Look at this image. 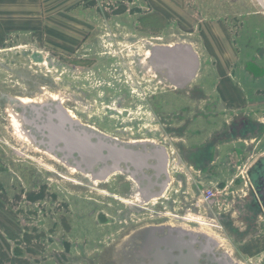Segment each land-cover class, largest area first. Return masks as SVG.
Here are the masks:
<instances>
[{"label":"rangeland","instance_id":"obj_1","mask_svg":"<svg viewBox=\"0 0 264 264\" xmlns=\"http://www.w3.org/2000/svg\"><path fill=\"white\" fill-rule=\"evenodd\" d=\"M74 16L0 40V264H264V215L241 222L231 197L264 154V1ZM241 113L256 136L230 130ZM101 142L119 149L106 169L88 158Z\"/></svg>","mask_w":264,"mask_h":264},{"label":"crops","instance_id":"obj_2","mask_svg":"<svg viewBox=\"0 0 264 264\" xmlns=\"http://www.w3.org/2000/svg\"><path fill=\"white\" fill-rule=\"evenodd\" d=\"M83 3L84 0H0V40L19 32L30 33L46 19L75 18Z\"/></svg>","mask_w":264,"mask_h":264},{"label":"flooded vegetation","instance_id":"obj_3","mask_svg":"<svg viewBox=\"0 0 264 264\" xmlns=\"http://www.w3.org/2000/svg\"><path fill=\"white\" fill-rule=\"evenodd\" d=\"M157 62L159 63L160 60ZM260 119L264 122V115ZM248 121L247 115L241 113L230 125V130L237 137L252 138V136H256V128H252L250 132L245 133ZM246 177L245 186L240 191L238 189L231 191V197L237 198L232 207V209L234 208L233 213L241 222L243 217L251 218L254 213L260 217L264 215V154H261L249 165L246 170ZM225 194L229 195V192ZM228 211H230V208Z\"/></svg>","mask_w":264,"mask_h":264},{"label":"water","instance_id":"obj_4","mask_svg":"<svg viewBox=\"0 0 264 264\" xmlns=\"http://www.w3.org/2000/svg\"><path fill=\"white\" fill-rule=\"evenodd\" d=\"M193 60H196V58L193 57ZM195 69H196V65L193 62V65L191 66V68L189 70V73H188V76L185 78V80H190V78L192 77V74L194 73ZM31 111H32L33 117L35 119H38L40 117L41 112H40V109L39 108H36V107L31 106ZM54 118L57 119V122L59 123V128L61 129V132L62 133H64V134H70V135L72 133H74V130L72 129L73 125L70 123V121L66 117H64L63 113L60 110H57L54 114H52L50 116V118H49L50 120H49L48 123H50V121H52ZM35 119H34V121H35ZM34 121L33 120L32 121H27V122H25V124L35 123L36 129L37 130H40V131L46 129L45 126L36 125V122H34ZM89 144L90 145L88 147H89V151H90L91 154L89 156L88 155L87 156H88V158L91 159V162L96 163L97 161L100 160L104 164L103 165V168L104 169L109 168L108 165H107V162H108L107 160H109L111 158V156H112L111 153L117 152V150H119V149L116 148L113 145L112 146L111 145H107L104 142L96 143V144L89 143ZM65 149L70 154V151H71L70 148L67 147V146H65ZM102 150H106L108 152V154L101 153ZM124 151L127 153V154L125 153V155H129L128 158L129 159H132V163H136L137 161H139L142 158L141 157L142 155L140 157H138V154H135L134 152L129 151L127 149H125ZM113 158H114V156H113ZM146 158L147 157H145L143 159L144 160L143 166L146 165V160H147ZM124 160L125 159H123V161ZM115 162H119V161L115 159Z\"/></svg>","mask_w":264,"mask_h":264},{"label":"bare ground","instance_id":"obj_5","mask_svg":"<svg viewBox=\"0 0 264 264\" xmlns=\"http://www.w3.org/2000/svg\"><path fill=\"white\" fill-rule=\"evenodd\" d=\"M261 1V0H260ZM154 47H157V48H161L160 46H157V45H154ZM160 63V62H159ZM166 65H168V63H166ZM149 67V66H148ZM77 123V122H76ZM16 128H18V126H16ZM22 130V127H21V125H19V128H18V132L19 133H22V134H24V135H26V132H23V131H21ZM147 142V141H146ZM154 145V144H153ZM140 195H141V193H140ZM204 223V222H203ZM193 230V229H192ZM197 233H198V231H197ZM202 234H204V233H202ZM205 235H207L210 239L212 238V240H214L215 241V239L214 238H216V235L213 233V232H211L210 230H207L206 231V234ZM217 239V238H216ZM218 240V239H217ZM216 242V241H215ZM218 242V241H217Z\"/></svg>","mask_w":264,"mask_h":264},{"label":"built area","instance_id":"obj_6","mask_svg":"<svg viewBox=\"0 0 264 264\" xmlns=\"http://www.w3.org/2000/svg\"><path fill=\"white\" fill-rule=\"evenodd\" d=\"M209 194H211V192Z\"/></svg>","mask_w":264,"mask_h":264}]
</instances>
